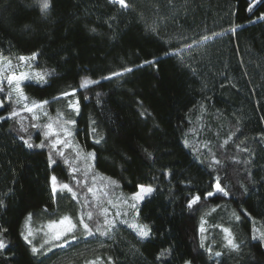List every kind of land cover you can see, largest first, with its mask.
<instances>
[{
  "label": "trees",
  "instance_id": "16d2710c",
  "mask_svg": "<svg viewBox=\"0 0 264 264\" xmlns=\"http://www.w3.org/2000/svg\"><path fill=\"white\" fill-rule=\"evenodd\" d=\"M128 2L131 8L122 10L109 0H54L47 22L26 6L32 0H0V53L36 52L40 67L55 70L44 86L25 84L35 101L63 102L70 114L66 98H55L76 89L73 132L83 150L95 152V170L126 192L157 186L139 208L152 235L141 240L120 223L108 235L33 255L20 236L28 214L52 218L76 202L64 191L53 197L50 178L66 177L64 160L53 153L57 163L50 168L47 148L29 149L20 139L38 144L34 120L9 118L0 120V199L6 205L0 226L8 229L0 264H71L96 247L106 264H264L263 243L252 239V218L264 225V19H258L264 0L252 11L253 0ZM26 23L36 30H23ZM204 36L210 39L193 44ZM153 57L157 65L137 67ZM126 67L133 71L101 79ZM85 77L100 83L80 89ZM145 110L150 115L142 118ZM213 156L221 163L214 165ZM216 177L229 195L204 200ZM196 193L201 201L189 209ZM223 228L242 242L239 253L224 247ZM166 248L172 254L158 262Z\"/></svg>",
  "mask_w": 264,
  "mask_h": 264
},
{
  "label": "snow or ice",
  "instance_id": "6c2138e0",
  "mask_svg": "<svg viewBox=\"0 0 264 264\" xmlns=\"http://www.w3.org/2000/svg\"><path fill=\"white\" fill-rule=\"evenodd\" d=\"M109 2L113 5H119L120 9L122 10H127L129 8H131V4L128 2V0H109ZM261 0H253L252 3H250L248 5V11H252L253 7L260 3ZM27 7H35L39 10V19L41 21H47V22H52L49 20L50 16H51V12L53 10V8L55 7L54 4V0H32V3L29 5H26ZM258 19H264V13H261L260 17H258ZM109 27H111V25L109 24ZM23 30H28V31H35V27L33 24L31 23H26L23 25ZM235 29H232V31H234ZM90 31L95 33L97 32V29L95 27L90 28ZM213 35H220L218 33H214ZM210 39V37L208 36H204L201 38V41H193V44H199L202 41H206ZM185 48H191L192 45H185ZM172 53L166 52L164 53L165 56L171 55ZM38 53L33 52L31 54V56H20L18 59L21 62H24L27 66H31L30 64H28L29 61H34L37 57ZM158 63V58L157 57H153L152 59L149 60H145L142 62L141 65H138L137 67H143L145 65H157ZM13 67L12 65V61L11 60H6V63L4 64L3 67H0V73L5 72V70H11ZM133 69L132 68H123L122 70L119 71H114L112 73H110L108 76L102 77L101 79L103 80H111L113 78H120L123 77L125 74L132 72ZM55 74V70L52 69L50 71H44V72H36V73H29V72H20L19 75H16L15 73H13L12 75H9L7 77V83L9 86L14 85V90L15 92L18 94L19 99L17 100V103H20L21 100L27 101V97L24 96L23 94V90L21 89V82L23 81H29V80H35L39 86H44L47 83L46 77L54 75ZM100 83L99 80H93L90 77H85L81 80L79 88L80 89H86L92 85L98 84ZM4 91V89L2 87H0V92ZM75 92L76 89H73L71 93L69 92H63L60 94L59 97H56L55 99H60V98H67L69 96H75ZM49 103V101L44 100V101H40L39 103L37 102H32V106L29 107L28 103H24L23 107L25 110H27L29 113H33L34 109H42L45 105H47ZM142 105V102H138ZM0 107H3V101H0ZM68 108L70 110L76 111L78 113L79 111V102L77 101H69L68 103ZM19 115V113L15 110H13L12 112L8 113L7 116H0V120H6L9 118H15ZM150 113H148L146 110L145 111H141L140 112V116L142 118H146L147 116H149ZM59 116L62 118L63 117V113H60ZM33 118H36L35 115L33 116ZM94 123V122H93ZM75 124V120L73 119H66L63 121V125H74ZM33 127L38 128L40 127L39 125H33ZM45 131L43 132V136L44 139H42L40 141V143L38 144H34L31 142V137H29L28 139H25L23 136L20 137V139L23 141L24 145L29 148H50L51 150H55V154L58 156H64V152L62 150H60V148H58V146H62V147H66L69 144V141L67 139H61V133L55 131V129L53 128V124L49 123L44 125ZM62 130H63V134L65 136H71V132H69L67 130L66 127L62 126ZM21 131L23 132H27V129L23 127V125H21ZM93 134H95V128L92 129ZM53 137H55L53 139ZM102 137L99 139L95 140L96 144H100L102 142ZM185 143L187 144V141H185ZM225 143H227V141H225ZM147 157L149 159L152 158L153 154L152 152H149L146 148L144 149ZM90 161H95L96 159V154L95 152H88L86 154V157H84ZM126 160L130 159V157L125 156L124 157ZM48 166L51 168L53 165H55L57 163V161L53 158V152L49 151L48 154V160H47ZM65 163H69L68 160H65ZM221 161L217 160L214 156H213V164L214 165H218L220 164ZM90 167H94V165H89ZM72 173H76L78 171V169L76 168H72L71 169ZM165 176H170L171 172L170 171H165L164 172ZM73 180H76V182L79 184L81 183V181L77 180L76 176L73 175L72 176ZM109 179V183L110 184H116V181ZM51 181V190L53 193V197L55 198V195L58 191L63 192V191H67L69 193L72 194V198L73 199H77V194L76 192L73 191L72 187L70 186V184L68 183H62L58 185V181H57V177L55 175L51 176L50 178ZM84 183L86 184L87 181L85 180ZM137 187V191L134 192L132 194V196L130 197V200H126L124 201V203L128 204V206L135 212V216H134V222L132 223H128V221L123 220L120 221L121 223H125L128 225V227H130L135 233L136 235L139 237V239L141 240H145L147 238H149L152 235V231H151V227L147 224H143L139 222V203L141 201H144L148 198H150L156 191H157V186H153L152 184H139L136 185ZM212 187L214 188V191H206L203 194V199L207 200L210 197L215 196L217 193H222L224 196L229 195V193L225 190L224 187H222L221 182L219 177L215 178V183L212 185ZM87 191L89 193H93V195L95 196V191L93 188L89 187L87 189ZM104 195H107V193H104ZM201 201V195L199 193L196 194H192L190 195V197L188 198L187 201V207L189 209H191L193 207V205L198 204V202ZM87 203V201L85 202ZM110 203V201H109ZM6 207L3 199H0V209ZM213 211H215V209H213ZM104 221H103V226L101 225H97L95 228V233H99L100 235H108L117 225V220L116 219H109L108 215H107V210H104ZM121 215L120 212L116 213V216L119 217ZM126 215V213H125ZM85 216L87 217V220H92L93 219V213L92 212H86L83 213L79 216V218L77 219L76 222L73 221V218L70 216H63L62 218H60L58 221H51L48 225L49 229H53V231L51 233H46L45 235L49 236V239H45L43 241V243L40 245V247H36L35 244L33 243V231L30 227V221L32 218V213H29L28 216L26 217V221H25V231H22L20 233L21 238L23 239V241L30 246V251L33 255H37V254H44L45 252H51L53 248L55 247H65L66 245L69 244V237L71 238V240H76L78 237L75 235L76 230L79 227H82L83 229V234L84 235H94L95 233L93 232V229L90 227L89 223H87L85 221ZM237 220H239V216L236 217ZM204 223L205 221L201 220V227L199 229V231L201 233L205 232V228H204ZM57 225L61 226V227H57ZM103 227V230H102ZM223 232L225 233V245L224 247L226 249H228V251L230 252H235V253H239L242 250V242H237V240L235 239L234 235L232 234L231 230L229 228H223L222 229ZM8 232L7 228H4L3 226H0V251H4L8 248V243L5 240V234ZM252 239L254 240H259V241H264V231H258L257 229L253 230V236ZM62 241V243H60ZM51 244V247H47V245ZM200 247L203 248L204 247V243H203V238L201 240V244ZM209 253H212V249L209 248L208 249ZM172 254V249L171 248H166V249H162L156 256V260L162 261L164 260L166 257H169ZM215 257H221L223 255L222 252H215L212 253ZM109 260H111V258H109ZM89 264H94V262H89ZM183 264H192L191 260H184Z\"/></svg>",
  "mask_w": 264,
  "mask_h": 264
},
{
  "label": "rangeland",
  "instance_id": "374dc122",
  "mask_svg": "<svg viewBox=\"0 0 264 264\" xmlns=\"http://www.w3.org/2000/svg\"><path fill=\"white\" fill-rule=\"evenodd\" d=\"M20 56H31L22 55V54H5L0 53V67H3L6 63V60L12 61V69L5 70V72L0 73V87L4 89V91L0 92V101H3V107H0V110H4V114L2 116H7L8 113L12 112L13 110L17 111L19 115L17 118L23 117L27 123L28 118H32L35 122V125H39L38 129H40V137L36 139L37 143H40L42 139H44L43 132L45 131L44 125L52 123L53 128L55 131L61 133V139H67L69 141L68 146L62 147L58 146L60 150L64 152V156H60L64 160V164L69 168L65 178H57L58 185L62 183H68L72 187L73 191L77 194V199L74 200L76 202V206L70 209V207L66 208L64 211L59 213L52 218L47 216H42L40 219H35L33 216L30 221V227L33 231V243L36 247H40L45 239H49V236L45 235L46 233H51L53 229H49L48 225L51 221H58L63 216H70L73 218V221L76 222L79 216L86 212L93 213V219L87 220L85 216V221L89 223L90 227L93 229L95 233V228H93V224L99 218L103 219L104 221V210H107V215L109 219H116L117 225L120 224V221L126 220L128 223L134 222L135 212L128 206V204L124 203L126 200H130V197L133 192H126L122 190L118 183L110 184L109 179L95 170L94 167H90L89 165H94L93 161H90L84 157L88 152H93L92 150H83L80 145L78 144L72 125H63V121L66 119H73L76 111L70 110L68 108L69 101H77L76 96H69L66 98L67 108L69 112H65L62 110L63 102L51 104L48 103L42 109H34L33 113H29L27 110L24 109V103H28L29 107L32 106V102H37L27 93L25 89V84L27 82H35V80L23 81L21 82V89L23 90L24 96L28 99L27 101L21 100L20 103H17L19 99L18 94L14 90V85L9 86L7 83V77L15 73L19 75L20 72H29V73H36V72H44L46 71L44 68L40 67L37 64V57L34 61H29L28 64L31 66H27L24 62L19 61ZM48 81V77H46ZM60 113H63V117L59 116ZM35 115L36 118H33ZM16 118V117H15ZM62 126L66 127L69 132H71V136H65L63 134ZM55 137H53L54 139ZM49 151H52L55 154V150H51L50 148L46 147ZM65 160H68L69 163H65ZM76 168L78 171L76 173H72L71 169ZM75 175L77 180L81 181V183H77L76 180L72 179V176ZM87 181L85 184L84 181ZM114 181V180H113ZM91 187L95 191V196L93 193H89L87 189ZM64 192H67L66 190ZM69 193V192H68ZM107 193V195H104ZM72 196V194L70 193ZM87 201V203H85ZM110 201V203H109ZM143 201L139 203V208ZM94 208V209H93ZM120 212L121 215L119 217L116 216V213ZM126 213V215H125ZM26 218L23 223V231H25ZM103 221L99 222V225L103 226ZM139 222L143 223L140 219L139 215ZM125 224V223H124ZM144 224V223H143ZM116 225V226H117ZM127 225V224H126ZM57 227H61L57 225ZM252 228L257 229L258 231H264L263 223L256 219L252 218ZM103 230V227H102ZM96 234V233H95ZM94 234V235H95ZM75 235L78 237L77 239L88 238L91 236L84 235L82 227H79L76 230ZM225 236V233H223ZM69 241L71 240L69 237ZM62 243V241L60 242ZM226 241L224 238L223 244L225 245ZM264 246V241H262ZM47 247H51V244L47 245ZM57 248V247H55ZM89 262H94V264H106L104 256L98 253V248L88 250L86 254L82 255L80 258L76 259L75 261L71 262V264H89Z\"/></svg>",
  "mask_w": 264,
  "mask_h": 264
}]
</instances>
